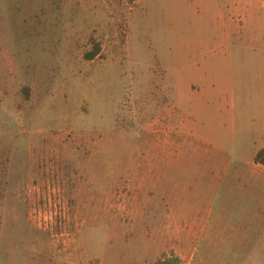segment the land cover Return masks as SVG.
Instances as JSON below:
<instances>
[{
    "label": "rangeland",
    "instance_id": "1",
    "mask_svg": "<svg viewBox=\"0 0 264 264\" xmlns=\"http://www.w3.org/2000/svg\"><path fill=\"white\" fill-rule=\"evenodd\" d=\"M217 2L0 0V264H264L221 242Z\"/></svg>",
    "mask_w": 264,
    "mask_h": 264
},
{
    "label": "crops",
    "instance_id": "2",
    "mask_svg": "<svg viewBox=\"0 0 264 264\" xmlns=\"http://www.w3.org/2000/svg\"><path fill=\"white\" fill-rule=\"evenodd\" d=\"M217 5L221 39L216 55L221 67L220 135L224 154L220 179L225 185L221 242L226 258L263 259L259 244L264 242V165L257 164L255 158L264 150V0H218ZM182 114L179 135L194 141V145L212 146L191 131L186 116L192 114L185 110ZM173 219L189 229L187 242L206 237L207 214L194 216L182 225L173 208Z\"/></svg>",
    "mask_w": 264,
    "mask_h": 264
},
{
    "label": "trees",
    "instance_id": "3",
    "mask_svg": "<svg viewBox=\"0 0 264 264\" xmlns=\"http://www.w3.org/2000/svg\"><path fill=\"white\" fill-rule=\"evenodd\" d=\"M98 54V48H96L94 51L88 53V54H85V58L87 60H93ZM255 162L257 164H261V165H264V150H261L256 158H255Z\"/></svg>",
    "mask_w": 264,
    "mask_h": 264
}]
</instances>
